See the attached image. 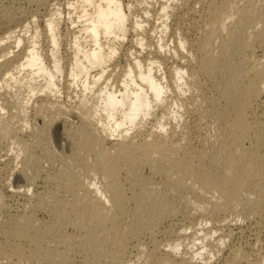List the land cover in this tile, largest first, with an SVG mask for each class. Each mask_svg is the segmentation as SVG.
<instances>
[{
    "label": "bare ground",
    "instance_id": "6f19581e",
    "mask_svg": "<svg viewBox=\"0 0 264 264\" xmlns=\"http://www.w3.org/2000/svg\"><path fill=\"white\" fill-rule=\"evenodd\" d=\"M164 1L158 13V50L146 55L142 52L151 37L147 18L134 10L144 5L143 13L149 16L148 5L155 0H70L65 14L54 5L43 21L47 50L36 19L21 32L6 27L0 44L12 39L18 48L27 37L28 45L13 57L0 45V58L6 57L0 64V89L7 90L0 94V138L23 133L29 124L27 110L38 94L53 98L48 103L55 107L64 94L63 84L74 90L77 101L68 114L77 122L64 117L55 122L67 113L63 103L54 114L41 113L47 101L38 104L36 119L42 126L34 130L33 144L21 142L16 150L22 167L15 176L25 182L24 193H31L32 182L41 174L42 159L34 151L39 147L50 164L60 161L53 175L58 194L56 189L47 197L33 193L26 213L0 220V264H72V247L83 256L81 264H130L134 259L142 264H194L197 256L208 261L229 236L222 226L207 228L219 214L264 215V110L258 118L249 115L264 95V61L250 57L256 45L264 47V0H197L206 5L198 42L175 41L176 57L188 48L191 58L168 74L158 54L170 48L167 21L177 5ZM65 20L72 27L67 63L61 52ZM130 34L141 51L126 49L125 64L120 65L116 59ZM187 93L189 100L184 101L199 105L205 127L214 132L196 149L191 148L190 126L185 125L177 140L165 130V117L182 120L180 109L190 103L182 99ZM167 101L166 114L160 107ZM8 104L16 111L5 117L2 111ZM151 117L158 131L152 129L149 140L134 141L140 134L131 132L138 133ZM58 128L60 140L70 149L62 156L49 147L50 135H45L50 130L54 136ZM111 138L114 142L107 147L105 141ZM173 194H185L192 203L189 225L183 224V233L163 249L157 241L147 248L135 245V258L126 260L129 243L176 214ZM39 211L48 214L47 220L36 216ZM219 230L222 234L216 236ZM186 241L193 256L179 258Z\"/></svg>",
    "mask_w": 264,
    "mask_h": 264
},
{
    "label": "rangeland",
    "instance_id": "374dc122",
    "mask_svg": "<svg viewBox=\"0 0 264 264\" xmlns=\"http://www.w3.org/2000/svg\"><path fill=\"white\" fill-rule=\"evenodd\" d=\"M68 1L70 2V0H68ZM68 1H66V0H0V37L4 36L6 27L7 28L9 27L11 29L10 31L16 30L15 32H21L22 29L20 30V28H23L22 26H25V24H28V23H30L32 26L33 25V19H36L37 24H38V26H39L42 34H43V36L41 38L42 39V46H43L44 50H47L48 49V42H47V39H46L45 34H44V27L45 26H44L43 21L45 20V17L48 16V13H50V11H53V8H55L54 5H56V6L58 5V7L61 6L60 8L64 11V14H65L67 12V9H68V4H69ZM124 1L129 2V3L130 2L135 3V0H124ZM216 1H218V0H216ZM163 2H165V1L164 0H155L153 5L152 4L148 5L149 9L151 8V11L149 13V16L147 15L146 17L143 13L144 5L137 6L136 9L134 10L135 14L142 16L144 18H147L148 24L146 23V25H147L146 28H147V31L149 32L150 36H151L149 39V45L146 47V50H144L142 52V55H146L149 53V51H154L155 49L158 50V48H157L158 36L161 35V29H160L161 28L160 27L161 22L158 20V13H159L160 3H163ZM174 2L177 5V8L175 9L174 12H176V11L177 12L175 13V15H172L167 21L169 29L167 31L168 34H166V38H165L166 43L170 44L169 46L171 49L169 48V50H166V51L160 50V53L158 54V59L163 62L164 72H166L167 74L169 73L170 68L175 67V66H184L187 64L188 58H191L188 48H187V50H183L182 51L183 53L180 51L178 53V56L176 57V55L174 54V50L176 48L177 42H175V41H177V39L180 38V39L186 40L189 44L193 43L192 45L196 46V44L198 42V36H200L199 29L204 26L203 25L204 19H202V18H203L204 11L206 8V5H204L201 2H198L197 0H187V1L186 0H182V1L181 0L180 1L174 0ZM180 3H182V4H180ZM183 3H184V5H183ZM185 4H186V6H185ZM65 21H63L61 23V32H62V34H61V39H62L61 52H62L63 57H64V62L67 63L70 51H69V47L67 46L66 43H68L70 40L72 27H71L69 22H68L69 23L68 24L67 21H66V23H65ZM201 24H202V26H201ZM154 28H156V30L153 33L152 31ZM154 36H156V37H154ZM152 37H153V40L151 39ZM134 40H135V36H133V34H130L128 39L126 40V42H124V44L122 46V50H121L122 53H120V55L118 57L119 59L118 58L116 59V60H118V61H116V63H118V64L120 63V65L125 64V61H126L125 60L126 59L125 54L128 50L132 49L134 51H141V49H139L140 47L135 42H133ZM165 40H164V42H165ZM194 42H195V44H194ZM0 45H3L4 47L6 46L7 48H9L8 51L13 52L11 54L12 56L10 55L9 57H13L14 54L23 51V49L28 45V40L26 37L24 39L23 43L18 48H15V45L13 44L12 39L8 40V41H6ZM172 46L174 48H172ZM261 47L262 46H259V45L255 46V49L253 51L254 53L252 52V54L250 56L252 59L261 60V58H262L264 61V47H262V48ZM126 49H128V50L126 51ZM5 60H6V57L0 58V64H3L2 61H5ZM6 92H7V90L2 91L0 89V94H2V93L4 94ZM63 92H64V94L61 95V98H60L61 100H59V99H58L59 101L57 100L58 103L55 104V107H57L59 103H61V104L63 103L62 106L64 105L63 107L67 109V111L65 110L67 113H66V115H64V116L62 115L61 117L56 119L55 122H59L65 118L68 123H71V122L76 123L77 120L70 117L71 115L68 114V112L70 113L73 110V107L76 104L75 102L77 101V99L75 97L74 90L73 89L71 90V88L69 89L68 84L67 85L63 84ZM68 92H69V94H71V92H73L71 94L72 96L70 95L69 98L67 97V95H69ZM65 94H66V96H65ZM188 94L189 93H187L184 97H182L183 101L185 98H187V99L189 98ZM73 97H75V98H73ZM8 98H9V96H8ZM43 99H44V102H43ZM51 99L54 100L53 98L47 99L45 96H42L41 94H38V96L34 97L33 102L30 104V107L27 110V113H28L27 116L29 119L28 120L29 124L25 127V130L23 131V133L21 132V133H18L16 136L12 135L11 137L9 136L7 138H2L3 140L0 138V205L3 206V208L0 209L1 210L0 211V220L1 221H3V219L5 220V218H8V217L16 215V214L20 215V214L26 213L30 208L31 202L34 200L33 196H32L33 193L34 194L40 193V194H43L44 196H46V195L49 196L56 189L54 193L58 194V191H57L58 189L56 188L57 183L55 184V182H57V181L54 180L53 175L56 173L57 168H59L60 161L59 162L57 161L56 163L50 164V162L49 161L47 162V160H45V158L43 157L44 153H43V155L41 154L42 152H40L41 150L39 147H37V149L34 151L36 152L38 157H40L43 160V161L41 160V163L39 164V167H41L40 168L41 174L39 175V177H37L34 180V182H32L33 184H32V186H30L31 187V193H29L28 195L26 193H24V187L22 188L21 185L24 186L25 182L22 180V178H17L15 176L17 171L22 167L21 163H20V158H18V159L16 158V154L18 153L17 149H19L18 147H20L21 142H25L27 144H33V142H34V136H33L34 130L39 128L40 126H42L41 120H39L38 118L36 119V117L38 116L37 114H38V111L40 109L39 105L41 102L45 103V101H47L45 103L44 108L41 109V111H43V112H41L42 114H46L49 112L54 114L53 110H55V107L52 106L53 107V109H52L51 104L48 103V100L52 101ZM174 99H176V98H174ZM187 99H186V102L184 101L185 104L189 100V99L188 100ZM262 99L264 100V95H263ZM263 100H261V102ZM169 102H170V100H169ZM169 102L168 101H167V103L165 102V104L161 106L164 108L160 107V111L162 109H164L163 111L164 112L166 111L165 112L166 114L169 113V111H170V105H168ZM188 102H190V101H188ZM261 102L257 103V105L254 104L252 106V109H250L249 115H250L251 119L253 117H254L253 119H255V117L258 118L260 116V113L264 110V101L262 103ZM195 104H192L190 102V103L186 104V106L184 107V110L180 109V111H181L180 114L182 115V113H184L182 115L183 121L180 120L182 122H180L179 120L178 121L173 120V119H171L170 116L165 117L166 118L165 120L168 119L167 121L164 120L166 122V124H165V130H167L166 133L168 132L167 134H169V132H170L172 137L176 140L178 138H180L181 137L180 135H182L184 133L183 128H185V125H188L192 128V139L193 140H192V144H191L192 147L190 146L192 149H193V147H194V149L202 147L203 145H205L204 140L205 139L210 140L212 138V136L214 135L213 131H210L205 127V120L202 119L201 116L198 114L199 105L198 104L195 105ZM47 110H49V111H47ZM15 111H16V107L12 104L11 105L8 104L7 108L4 110V112L2 111V113L8 114L11 112L13 114ZM6 114L4 115L5 117L8 116ZM62 117H64V118H62ZM65 119H64V121H65ZM34 122H35V124H34ZM184 122H185V124H183ZM154 123H156V122H155L154 118L151 117V119H149V122H147L145 124V126L141 127L142 129H140V130L142 133L140 132V130L138 133H136V130H134V132H131L132 135L133 134L134 135L140 134L139 135L140 137L138 136L133 140L136 142H140L144 138H145V140H149L150 138L146 137L147 134H150V131L152 129H153L152 131H155V130L158 131V129L155 127ZM174 127H175V129H174ZM196 128H197V130H196ZM40 130L41 129H39V131ZM49 131L45 134L46 138H48L47 134L50 135L49 136V140H50L49 147L52 150L54 149V151L58 152L59 156L60 155L62 156V154L63 155L67 154L70 151V149L67 150V148H69V147L68 146L66 147L65 143L60 140L61 138H59L61 128H58V132L54 136H53V134L51 135ZM132 135L130 134L129 136H132ZM51 136H53L55 138H53ZM44 138H45V136H44ZM113 139H115V138H111V139L106 140L105 145L107 147H111L113 142H114ZM13 142H15V144H16L15 146H13L14 145ZM46 142H43V144L46 145L45 144ZM61 145H63V147ZM43 147H46V146H43ZM65 147H66V149H65ZM60 148H62V150L65 149V153H64V150L61 151ZM30 175H32V173ZM124 178H125V174L122 173L121 174V180H123L122 183L126 182V181H124ZM156 180L159 183L160 177L159 176L156 177ZM157 181H156V183H157ZM22 189H23V192L21 193ZM2 190H4V191H2ZM185 197H187V196H185V194H183L181 196L179 194H173L174 200L172 198V202L174 201L176 204L174 202L173 203L175 204L176 208H178L177 209L178 211L176 212V214L171 216L170 218L164 220V222H161L157 226L158 228L157 227L152 228L150 230V232L141 235L142 237L140 236L137 240H134L133 242L129 243L128 251L125 254L126 260H129L130 258H131V260H133V258H135V255L137 252V248L135 249L136 246H139V247L141 246V248H143V247L147 248V247H150V245L152 244L151 241L153 243L157 241L156 243L158 245L162 244L160 247L163 249L166 247V245H168V241H169V243H171V241H174L177 239V237H178L177 234L180 235L181 233H183V231L181 232L179 230H181L184 225H187V224L189 225V222H188L189 218H188L187 213H189V212L193 213L192 211H194V210H192V203L189 202V200H187L188 197L187 198H185ZM8 213H9V215H8ZM37 213L38 214H36V216L39 219L47 220L48 214H46V212L43 213L42 211H39ZM228 213H227V215L225 213L219 214L220 217L218 216L217 217L218 219L217 218L214 219L213 220V221H215L214 223H208L207 224V228L218 227L219 229H221L223 227L222 230H224L226 228L224 230V233L225 232L228 233L229 236L226 237L224 244L221 247V250L218 249L217 250L218 252L215 250L216 252L214 251V256L211 257L208 261H207V259H204L206 257H198L197 256L194 260V264H250V263L251 264H259L261 261L264 260V215L261 217V216H256V215L250 214L247 218H239L240 216H239V214H237V212L236 213L230 212L229 214ZM232 220H233V222H232ZM220 224H222V225H220ZM230 224H231V226H230ZM220 226H222V227H220ZM155 228H157V229H155ZM222 230L217 231V233H215L216 236L219 234H222ZM189 231H191V230H187L186 232L190 233ZM229 231H231V232H229ZM229 233H231V234H229ZM137 241H138V243H137ZM188 243H189V241H186L185 246L183 245L181 247L180 251L176 255L177 257L180 256V257H184V258L187 257L188 258V257H191V255L193 256L192 250L190 248H188L189 247ZM186 244H187V246H186ZM196 249L197 248H194V250H196ZM234 249H236V251ZM70 250H69V253L71 252V257L73 256L72 257V262H73L72 264H81L82 263L81 258L83 256L81 254H79L77 252V250L73 247ZM72 251L75 252L74 255H72L74 253ZM233 251L235 254L233 253ZM235 255L238 258L235 257ZM236 258H237V260H236ZM133 261H135V259ZM133 261L130 264H132V263L133 264H137V263L142 264V262L140 263V261H135V263ZM117 264H119V263H117Z\"/></svg>",
    "mask_w": 264,
    "mask_h": 264
}]
</instances>
